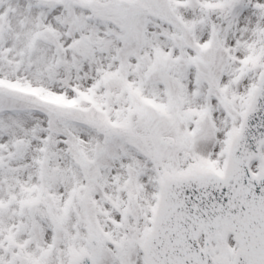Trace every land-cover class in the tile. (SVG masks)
<instances>
[{
	"label": "snow or ice",
	"instance_id": "snow-or-ice-1",
	"mask_svg": "<svg viewBox=\"0 0 264 264\" xmlns=\"http://www.w3.org/2000/svg\"><path fill=\"white\" fill-rule=\"evenodd\" d=\"M0 264H264V0H0Z\"/></svg>",
	"mask_w": 264,
	"mask_h": 264
}]
</instances>
